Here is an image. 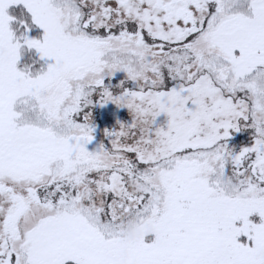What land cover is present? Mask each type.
I'll return each mask as SVG.
<instances>
[{
  "label": "snow or ice",
  "instance_id": "1",
  "mask_svg": "<svg viewBox=\"0 0 264 264\" xmlns=\"http://www.w3.org/2000/svg\"><path fill=\"white\" fill-rule=\"evenodd\" d=\"M0 264H264V0H0Z\"/></svg>",
  "mask_w": 264,
  "mask_h": 264
},
{
  "label": "rangeland",
  "instance_id": "2",
  "mask_svg": "<svg viewBox=\"0 0 264 264\" xmlns=\"http://www.w3.org/2000/svg\"><path fill=\"white\" fill-rule=\"evenodd\" d=\"M123 73H117V76L119 77H123ZM102 109V118H101V127L100 128V132L97 131V129H94V136L95 139L90 142L87 147L89 148V150H97L100 146L101 143H104V138H105V129H112L114 127L119 126L118 121H124L130 118L128 110L126 108H120L119 106L113 104V103H108L107 105L101 107ZM98 116L96 115L95 119L97 120ZM165 119V117L162 115L160 120L163 121ZM100 121V120H99ZM106 121H108L109 123L107 124ZM97 123L95 122V128H97ZM104 124V125H102ZM107 127V128H106ZM99 130V129H98ZM101 130L103 131V134L101 133ZM247 133L244 132H240V133H236L232 138L231 141L233 143H235L237 145V147H239L241 144H243L245 142V140L247 139Z\"/></svg>",
  "mask_w": 264,
  "mask_h": 264
},
{
  "label": "clouds",
  "instance_id": "3",
  "mask_svg": "<svg viewBox=\"0 0 264 264\" xmlns=\"http://www.w3.org/2000/svg\"><path fill=\"white\" fill-rule=\"evenodd\" d=\"M152 228L147 224L132 222L125 228V237L129 240H135L144 233L151 232Z\"/></svg>",
  "mask_w": 264,
  "mask_h": 264
},
{
  "label": "trees",
  "instance_id": "4",
  "mask_svg": "<svg viewBox=\"0 0 264 264\" xmlns=\"http://www.w3.org/2000/svg\"><path fill=\"white\" fill-rule=\"evenodd\" d=\"M101 112H102V109H101V106H99V105H97V106L93 109V113H94V123H95V122H98V123H97V128H95V129H97V131H99V132H100V128L102 129V127H101V123H102L101 118H102L103 114H102ZM96 115L98 116L97 120L95 119ZM99 120H100V121H99ZM106 123L108 124L109 122L106 121ZM102 125H104V124H102ZM117 127H118V126H117ZM106 128H107V127H106ZM98 129H99V130H98ZM101 133L103 134V131H102V130H101ZM246 135H247V134H246ZM104 142H105V138H104Z\"/></svg>",
  "mask_w": 264,
  "mask_h": 264
}]
</instances>
